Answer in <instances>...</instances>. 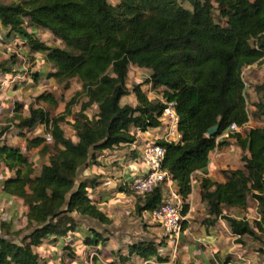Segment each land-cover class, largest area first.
I'll list each match as a JSON object with an SVG mask.
<instances>
[{
	"label": "trees",
	"instance_id": "1",
	"mask_svg": "<svg viewBox=\"0 0 264 264\" xmlns=\"http://www.w3.org/2000/svg\"><path fill=\"white\" fill-rule=\"evenodd\" d=\"M19 0L0 3V24L27 39L31 51L40 52L52 72L48 78L63 84L77 78L81 90L65 104L63 112L49 118L42 108L29 107L26 118L18 117L19 129L39 124L50 127L52 142L44 137L29 141V147L44 144L51 151L49 164L37 177L18 150L0 147V158L10 168L23 166L14 178L7 179L3 192L22 199L27 207L30 233L20 242L7 238L1 227L0 264H42L33 248L50 237L74 232L73 214L107 224L88 188L91 179L77 183L79 168L95 159V154L136 141L131 128L145 132L160 126L159 117L166 103H172L178 118L177 143L158 141L165 148L162 164L185 200L191 193V176L206 173L210 153L228 143L216 138L231 124L248 122L242 72L264 58V0ZM49 31L62 48L41 43L24 26ZM150 71L149 77L126 86L129 67ZM144 85L162 90L163 101H151L141 90ZM133 94L136 105H121ZM83 97L78 103L77 99ZM37 100L51 97L41 95ZM79 104L72 128L76 142L65 136L61 127L71 108ZM97 108L93 118L87 110ZM219 125L215 135L207 131ZM241 150L243 169L223 171L225 181H200V201L212 225L225 220L235 244L244 245L245 236L259 240L264 235V123L243 134H232ZM135 196V213L152 212L161 205L160 189ZM256 203L259 217L250 223L225 214V210L247 209ZM188 205L184 204L185 215ZM84 244H92L99 234L91 231ZM140 258L156 254L153 243L131 247ZM227 264V263H226Z\"/></svg>",
	"mask_w": 264,
	"mask_h": 264
},
{
	"label": "crops",
	"instance_id": "2",
	"mask_svg": "<svg viewBox=\"0 0 264 264\" xmlns=\"http://www.w3.org/2000/svg\"><path fill=\"white\" fill-rule=\"evenodd\" d=\"M24 29L46 46L63 47L62 42L53 35L55 46L42 39V36L49 34L47 30L26 25ZM130 70L137 81L138 76L148 78L150 74L147 69L131 66L127 78ZM52 71L44 54L31 51L26 38L0 24V126L5 127L0 130V147L18 150L27 164L32 166L33 178L39 176L41 168L49 164L51 151H46L44 144L29 147V141L37 136L45 138L47 125L39 124L33 129L22 130L17 127V118L28 117L30 106L44 109L49 118H53L56 111L54 113L51 108L70 85L66 89L63 84L48 78V73ZM146 88L149 85L142 86L141 90L145 93ZM76 90H81V84L80 89ZM41 95L51 97V102L37 101ZM128 96L132 100L129 105L134 107V95ZM146 96L150 100L149 95ZM59 108L57 106V110ZM173 131L170 134L169 128L164 125L145 132L131 128L130 133L136 138L133 144L98 152L94 160L79 168L77 183L96 179L97 184L88 188L87 192L109 223L103 224L73 214L77 221L74 232L63 237L50 236L33 248L39 261L42 264H264V252L260 251L264 247L246 238L244 245H236L225 220L219 219L212 225L205 222L208 215L200 201V181L203 178L216 183L225 181L223 171L227 170L230 156L239 159L242 154L234 139H229L227 145L210 153L206 173L197 171L191 176V193L184 200L188 209L177 237L166 236L150 213H135V196L128 184L147 171L139 160L141 146L152 139L157 142L173 139L177 143L180 135ZM73 141L76 142L75 139ZM235 169H243V163L238 162L232 170ZM23 170V166L8 167L0 158V235L1 227H5L9 233L7 238L16 242L31 231L26 219L27 207L22 199L4 193L3 185L7 179L14 178L17 171ZM91 231L98 233L99 237L92 244H84V238L92 237ZM147 242L154 244V256L143 259L136 252H131L134 245Z\"/></svg>",
	"mask_w": 264,
	"mask_h": 264
},
{
	"label": "rangeland",
	"instance_id": "3",
	"mask_svg": "<svg viewBox=\"0 0 264 264\" xmlns=\"http://www.w3.org/2000/svg\"><path fill=\"white\" fill-rule=\"evenodd\" d=\"M13 1H19V0H0V3L3 4H10ZM110 4L116 5L118 2L117 0H108ZM181 4L185 8H189L186 0H180ZM49 32V31H48ZM49 32V34H45L42 36V39H44L47 43H50L51 46H55L54 38ZM130 75L126 80V85L128 87V90L131 91L132 87L135 86L137 83H141L147 79L145 76L140 75L138 76V81L136 80V75L133 74V72L130 70ZM242 79L244 81V95H245V102H246V110L248 114V123L250 127H261L264 123V58L261 62L254 64L251 67L245 68L242 72ZM137 81V82H136ZM80 89V82L79 80H72L70 83V88L66 90L65 92L63 91L60 98L59 102H56L54 106L51 108L52 111H56L55 115L53 117H56L60 115L63 110L65 104L73 97V95L78 92L76 89ZM160 89V88H158ZM145 95H149V98L151 101H160L162 98V90H157L155 88H152L149 85V88L145 89ZM83 97H80L77 99L78 103L83 101ZM38 101V100H37ZM163 101V100H162ZM125 104H132V100L130 96L125 97L122 100L121 105ZM57 106H59L60 110H57ZM79 111V104L74 105L71 108V113L70 115L65 117V120L62 122L61 127L65 133V136L67 138H70L72 141L75 138V132L72 128L73 121L75 119L76 113ZM88 114L89 118H93L96 113H97V108L95 106H92L89 110L86 112ZM2 128H5L4 126H0V130ZM41 133V132H40ZM231 136V135H230ZM229 139H232L230 137L222 139V141H226L229 143ZM74 142V141H73ZM220 142V141H219ZM51 143L49 144L50 148ZM222 148V147H221ZM220 149V148H219ZM231 154V153H230ZM242 155V154H241ZM238 162H241V156L239 159L235 158L234 156H230V160L227 162V170H232L238 165ZM232 168V169H231ZM225 214L232 216V217H239V219L245 218L248 220L250 223H252L254 220H258L259 217L256 213V203L249 200L248 201V206L247 209L242 211L240 209H229L225 210ZM259 240H254L251 237L245 236L247 240L254 241L257 243L258 246L264 247V235H258ZM260 251L264 252V250Z\"/></svg>",
	"mask_w": 264,
	"mask_h": 264
},
{
	"label": "built area",
	"instance_id": "4",
	"mask_svg": "<svg viewBox=\"0 0 264 264\" xmlns=\"http://www.w3.org/2000/svg\"><path fill=\"white\" fill-rule=\"evenodd\" d=\"M165 105L158 120L160 125L169 128L171 134L174 132L173 130L177 131L178 118L174 105L172 103H166ZM248 126V122L241 126L231 124L225 132L216 138V143L230 137L232 134H243L248 130ZM47 130L45 141L51 143L52 137L49 126H47ZM168 143H174V140L170 139ZM164 155L165 148L157 144L156 140H146L141 146L139 160L146 166L147 171L145 174L132 179L128 184V188L139 196L149 194L157 188L160 189L161 205L150 214L153 220L160 225L166 236L177 237L181 233L182 224L185 220V215L182 213L184 200L171 176L162 168Z\"/></svg>",
	"mask_w": 264,
	"mask_h": 264
},
{
	"label": "water",
	"instance_id": "5",
	"mask_svg": "<svg viewBox=\"0 0 264 264\" xmlns=\"http://www.w3.org/2000/svg\"><path fill=\"white\" fill-rule=\"evenodd\" d=\"M218 128H219V125H215L214 127L210 128L207 131V136L215 135L217 130H218Z\"/></svg>",
	"mask_w": 264,
	"mask_h": 264
}]
</instances>
